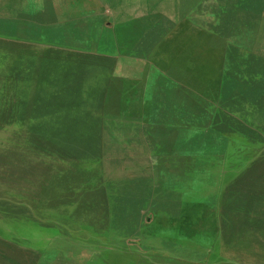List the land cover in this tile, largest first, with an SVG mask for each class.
Instances as JSON below:
<instances>
[{
	"label": "rangeland",
	"instance_id": "374dc122",
	"mask_svg": "<svg viewBox=\"0 0 264 264\" xmlns=\"http://www.w3.org/2000/svg\"><path fill=\"white\" fill-rule=\"evenodd\" d=\"M0 264H264V0H0Z\"/></svg>",
	"mask_w": 264,
	"mask_h": 264
},
{
	"label": "bare ground",
	"instance_id": "6f19581e",
	"mask_svg": "<svg viewBox=\"0 0 264 264\" xmlns=\"http://www.w3.org/2000/svg\"><path fill=\"white\" fill-rule=\"evenodd\" d=\"M5 56V55H4ZM9 56V55H8ZM34 57V56H33ZM10 58H8V60H9ZM32 60V59H31ZM36 62H37V60H35ZM29 63V62H28ZM8 66V65H7ZM25 79V78H24ZM22 84V83H21ZM12 95V94H11ZM44 95V94H43ZM42 95V96H43ZM46 97V96H45ZM33 107V106H32ZM32 110H33V108H32Z\"/></svg>",
	"mask_w": 264,
	"mask_h": 264
}]
</instances>
